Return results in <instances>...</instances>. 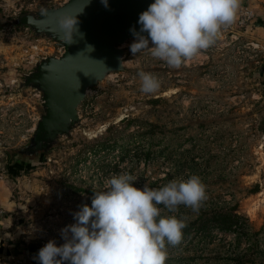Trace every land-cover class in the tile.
<instances>
[{"label":"rangeland","instance_id":"rangeland-1","mask_svg":"<svg viewBox=\"0 0 264 264\" xmlns=\"http://www.w3.org/2000/svg\"><path fill=\"white\" fill-rule=\"evenodd\" d=\"M64 1L0 0V264H39V249L63 243L73 213L121 172L152 188L198 175L207 197L200 210L234 206L248 220L249 231L212 229L204 239L190 231L169 246L166 264H264V41L249 31L260 14L242 0L254 18L245 26L236 18L179 69L149 49L133 56L134 37L126 39L122 70L86 90L69 134L26 156L18 149L42 110L39 92L18 84L51 48L12 21ZM140 72L156 75L160 89L140 91ZM180 213L190 220L197 212Z\"/></svg>","mask_w":264,"mask_h":264},{"label":"clouds","instance_id":"clouds-1","mask_svg":"<svg viewBox=\"0 0 264 264\" xmlns=\"http://www.w3.org/2000/svg\"><path fill=\"white\" fill-rule=\"evenodd\" d=\"M101 3L108 7V0ZM241 5L242 0H154L139 14V31L130 28V52L135 56L149 49L154 58L179 69L215 44ZM59 26L67 44L75 42L74 33L83 38L77 17L63 15ZM139 77L143 93L160 89L156 75L140 72ZM137 180L129 172L107 179L103 191H94L91 205L83 204L73 213L75 222L60 230L64 242L50 239L39 249V264H166L169 246L181 244L189 220L180 206L199 212L206 186L195 174L158 188L137 187Z\"/></svg>","mask_w":264,"mask_h":264},{"label":"water","instance_id":"water-1","mask_svg":"<svg viewBox=\"0 0 264 264\" xmlns=\"http://www.w3.org/2000/svg\"><path fill=\"white\" fill-rule=\"evenodd\" d=\"M154 0H65L58 6L42 5L14 18L12 23L28 27L35 38L51 40L62 47L59 56L35 60L22 76L19 87L40 94L42 112L33 127L28 143L18 153L30 156L48 151L59 136L69 134L78 122L77 107L87 89L111 72L121 71L123 49L120 45L139 31V14ZM63 15L77 17L79 33L75 42L65 43L59 20ZM91 45L93 50L88 49ZM264 117V110L259 113Z\"/></svg>","mask_w":264,"mask_h":264},{"label":"trees","instance_id":"trees-1","mask_svg":"<svg viewBox=\"0 0 264 264\" xmlns=\"http://www.w3.org/2000/svg\"><path fill=\"white\" fill-rule=\"evenodd\" d=\"M263 67V66H262ZM264 71V67L262 69ZM157 100H151L154 103ZM105 148V145L100 144V149ZM254 185L253 191H255ZM218 231H249L250 226L246 217L238 213L234 206L226 209L209 208L199 210L194 218L188 220L187 227L183 230V237L190 231L198 234L201 239H204L209 234L210 230Z\"/></svg>","mask_w":264,"mask_h":264},{"label":"built area","instance_id":"built-area-1","mask_svg":"<svg viewBox=\"0 0 264 264\" xmlns=\"http://www.w3.org/2000/svg\"><path fill=\"white\" fill-rule=\"evenodd\" d=\"M254 17H253V12L250 8L248 7H243V8H240L239 12H238V17H237V24L239 26H245V24L252 20ZM38 40V39H36ZM39 40H42V41H46L45 44H44V47H49L51 48V51L49 52H45V53H48L50 54V56H54V57H57L61 54L62 52V47L61 46H57L54 44L53 41L51 40H46V39H42L40 38ZM32 48H36V46H31ZM44 55L46 54H42V57H44ZM3 213V209L1 208L0 206V215Z\"/></svg>","mask_w":264,"mask_h":264},{"label":"crops","instance_id":"crops-1","mask_svg":"<svg viewBox=\"0 0 264 264\" xmlns=\"http://www.w3.org/2000/svg\"><path fill=\"white\" fill-rule=\"evenodd\" d=\"M258 17L253 21L252 27L249 29L252 33L259 35L261 41H264V0H246ZM257 11V12H256ZM248 29L246 30V32Z\"/></svg>","mask_w":264,"mask_h":264},{"label":"flooded vegetation","instance_id":"flooded-vegetation-1","mask_svg":"<svg viewBox=\"0 0 264 264\" xmlns=\"http://www.w3.org/2000/svg\"><path fill=\"white\" fill-rule=\"evenodd\" d=\"M262 124H263V122H262ZM264 125V124H263ZM39 153V152H38Z\"/></svg>","mask_w":264,"mask_h":264}]
</instances>
